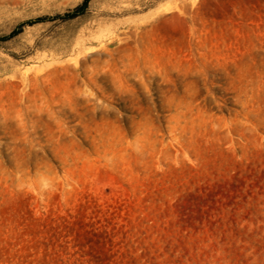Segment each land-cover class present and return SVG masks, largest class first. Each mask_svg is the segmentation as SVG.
Instances as JSON below:
<instances>
[{
  "label": "rangeland",
  "instance_id": "rangeland-1",
  "mask_svg": "<svg viewBox=\"0 0 264 264\" xmlns=\"http://www.w3.org/2000/svg\"><path fill=\"white\" fill-rule=\"evenodd\" d=\"M83 2L0 0V264H264V0Z\"/></svg>",
  "mask_w": 264,
  "mask_h": 264
},
{
  "label": "trees",
  "instance_id": "trees-1",
  "mask_svg": "<svg viewBox=\"0 0 264 264\" xmlns=\"http://www.w3.org/2000/svg\"><path fill=\"white\" fill-rule=\"evenodd\" d=\"M90 1L91 0H84V2L80 6H78L72 13H67L64 16H58V17L63 18V19H73V18L79 17L85 13ZM21 28L22 27L20 26L19 29H21ZM19 29L15 30L10 36L4 37L2 39L8 40V39L16 36L17 34L20 33Z\"/></svg>",
  "mask_w": 264,
  "mask_h": 264
}]
</instances>
